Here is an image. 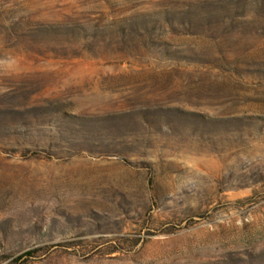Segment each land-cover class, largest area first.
Segmentation results:
<instances>
[{"label":"rangeland","instance_id":"obj_1","mask_svg":"<svg viewBox=\"0 0 264 264\" xmlns=\"http://www.w3.org/2000/svg\"><path fill=\"white\" fill-rule=\"evenodd\" d=\"M0 264H264V0H0Z\"/></svg>","mask_w":264,"mask_h":264}]
</instances>
